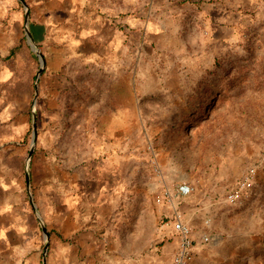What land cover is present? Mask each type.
I'll use <instances>...</instances> for the list:
<instances>
[{"label": "crops", "instance_id": "obj_1", "mask_svg": "<svg viewBox=\"0 0 264 264\" xmlns=\"http://www.w3.org/2000/svg\"><path fill=\"white\" fill-rule=\"evenodd\" d=\"M24 1L30 7L33 45L20 32L24 20L26 26L22 3L2 0L0 11V36L6 43L0 45V264H153L152 257L142 256L147 242L138 240L144 224L152 241L153 183L146 189L122 185V100L140 97L154 106L164 99L180 112L173 108L185 106L182 99L191 91L166 73L140 86L146 80L139 74L137 52L144 51L145 58L161 45L197 44L205 51L227 41L235 0ZM190 61L199 72L209 67L202 56ZM127 78L136 84L134 91H123ZM3 82L11 91L7 98ZM32 107L38 115L33 202L25 172L10 164L14 158L25 160ZM156 111L153 107L150 113ZM171 193L174 202L162 203L168 222L161 230L171 264L178 247L176 213L192 230L189 264H219L221 251L208 247L226 239L215 240L209 217L223 193ZM205 236L212 245L202 242Z\"/></svg>", "mask_w": 264, "mask_h": 264}, {"label": "rangeland", "instance_id": "obj_2", "mask_svg": "<svg viewBox=\"0 0 264 264\" xmlns=\"http://www.w3.org/2000/svg\"><path fill=\"white\" fill-rule=\"evenodd\" d=\"M234 4V27L227 41L205 51L197 44L161 45L159 50L147 51L145 58L141 57L144 51L137 52L139 63L142 61L139 74L146 80L140 86L166 73L178 77L176 84L183 80L185 89L191 91L182 99L185 106L173 108L180 112L172 111L164 99L154 106L140 97L122 100V185L146 189L153 183L152 241L149 226L144 224L138 239L147 242L142 256L147 255V260L152 257L153 264H171L172 256L163 250L167 238L163 240L161 230L168 220L162 203H173L171 190L182 184L189 185L192 194L209 189L223 193L211 211L214 216L208 215L216 226L215 240L226 239L208 247L221 251L219 264H264V0H235ZM19 7L24 11L22 4ZM20 32L25 33V20ZM0 45H6L1 36ZM199 56L209 66L205 72L188 65ZM0 79L4 81L1 75ZM20 79L18 75L19 86ZM128 80H123V91H134L136 84ZM2 92L6 98L11 94L4 82ZM135 104L137 114L133 113ZM153 107L157 111L150 113ZM28 117L25 160L18 163L14 158L10 163L21 173L26 170L33 138V107ZM134 121L136 126H132ZM125 125L132 127L125 129ZM254 167L257 176L252 191L238 204L226 203L229 185ZM146 219L149 221V214ZM225 252H234V256L227 258Z\"/></svg>", "mask_w": 264, "mask_h": 264}, {"label": "built area", "instance_id": "obj_3", "mask_svg": "<svg viewBox=\"0 0 264 264\" xmlns=\"http://www.w3.org/2000/svg\"><path fill=\"white\" fill-rule=\"evenodd\" d=\"M257 176V169L251 168L247 171L246 175L241 178L235 187L227 194L226 200L229 204H237L244 196L252 191L255 185ZM191 187L187 184H182L178 188L181 196H187L191 193ZM210 221L207 220L206 224ZM174 228L178 236V247L173 257L172 264H189L193 259L194 241L192 239V230L189 224L183 220L179 213L175 214ZM204 244H210L212 239L205 236L202 239Z\"/></svg>", "mask_w": 264, "mask_h": 264}, {"label": "water", "instance_id": "obj_4", "mask_svg": "<svg viewBox=\"0 0 264 264\" xmlns=\"http://www.w3.org/2000/svg\"><path fill=\"white\" fill-rule=\"evenodd\" d=\"M19 1L22 3V5L24 6V9H25V17H26L25 35L31 41V44L33 45L34 43L32 42L29 27H28L29 8H28L27 3L24 0H19ZM36 53L41 58V63H42V68H43V66H44L43 56L38 51H36ZM42 70L43 69H41L39 71V75L42 73ZM36 142H37V116H36V112L33 110V138H32V142H31V148L29 151L28 161L26 163V170H25V179H26L27 191H28L29 198H30L31 202H33V200H32V196H31L30 162H31L32 156H33L34 151H35ZM44 232H46V231H44Z\"/></svg>", "mask_w": 264, "mask_h": 264}, {"label": "trees", "instance_id": "obj_5", "mask_svg": "<svg viewBox=\"0 0 264 264\" xmlns=\"http://www.w3.org/2000/svg\"><path fill=\"white\" fill-rule=\"evenodd\" d=\"M210 92L209 91H206V95H209ZM202 98L206 97V95H203V94H200ZM22 173H23V170H22Z\"/></svg>", "mask_w": 264, "mask_h": 264}]
</instances>
